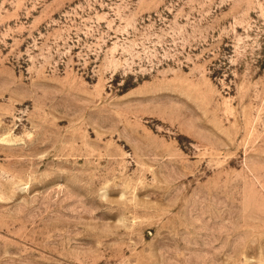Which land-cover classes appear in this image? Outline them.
I'll use <instances>...</instances> for the list:
<instances>
[{
	"label": "rangeland",
	"instance_id": "rangeland-1",
	"mask_svg": "<svg viewBox=\"0 0 264 264\" xmlns=\"http://www.w3.org/2000/svg\"><path fill=\"white\" fill-rule=\"evenodd\" d=\"M0 264H264V0H0Z\"/></svg>",
	"mask_w": 264,
	"mask_h": 264
}]
</instances>
